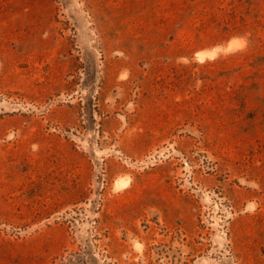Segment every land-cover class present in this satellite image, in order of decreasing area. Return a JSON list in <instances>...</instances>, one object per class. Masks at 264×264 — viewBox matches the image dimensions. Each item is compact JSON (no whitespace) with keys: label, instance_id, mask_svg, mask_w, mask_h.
Segmentation results:
<instances>
[{"label":"rangeland","instance_id":"374dc122","mask_svg":"<svg viewBox=\"0 0 264 264\" xmlns=\"http://www.w3.org/2000/svg\"><path fill=\"white\" fill-rule=\"evenodd\" d=\"M0 264H264V0H0Z\"/></svg>","mask_w":264,"mask_h":264},{"label":"bare ground","instance_id":"6f19581e","mask_svg":"<svg viewBox=\"0 0 264 264\" xmlns=\"http://www.w3.org/2000/svg\"><path fill=\"white\" fill-rule=\"evenodd\" d=\"M214 51H215V50H214ZM214 51H213V52H214ZM203 52H204V51H203ZM213 52H212V54H213Z\"/></svg>","mask_w":264,"mask_h":264}]
</instances>
